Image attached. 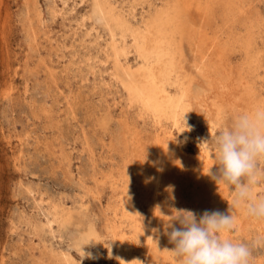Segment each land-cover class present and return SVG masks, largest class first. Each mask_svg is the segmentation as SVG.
Instances as JSON below:
<instances>
[{"label": "bare ground", "instance_id": "6f19581e", "mask_svg": "<svg viewBox=\"0 0 264 264\" xmlns=\"http://www.w3.org/2000/svg\"><path fill=\"white\" fill-rule=\"evenodd\" d=\"M86 1L92 5L91 11L82 15L80 26L85 28L86 21H92L87 35L94 32L98 40L103 36L96 25L103 28L105 62L111 64L112 79L126 94L127 109H138V118L151 120V128L157 133L127 118L120 120L123 164L94 179L98 186L135 195L146 205L148 220H138V212L123 195L121 215H114L113 228L107 222L92 223L85 232L79 231L81 243L97 244L101 230H105L118 249L120 264H143V258L148 264H176L168 251L173 243L165 234L168 216L178 209L192 210L198 220L206 210L229 214L233 194L207 174L212 167L211 172L218 175L208 144L203 143L193 154L184 147L192 128L202 126L207 135L214 136L229 125L231 114L264 103V0H132L127 10L111 0L82 2ZM137 7H142L139 21ZM50 13L62 15L56 7H51ZM29 43L34 47V35ZM57 47L61 48L59 44ZM88 68L89 73H95L94 66ZM46 70L56 85L58 77L51 69ZM85 101L81 92L66 96L67 114L72 120H76L77 111L87 107ZM87 119L93 121L94 128L106 125L99 112H87ZM81 136L85 147L90 148L84 129ZM48 151L54 155L53 149ZM165 188H169L173 206L160 199ZM91 194L99 200L97 193ZM52 209L60 226L76 225L80 230L71 214H60L56 206ZM234 213L238 233L248 234L252 228L264 232V220L246 216L240 208ZM124 220L131 222L138 240L143 239L144 250H138L130 237L120 232ZM35 230H43V224ZM53 260L52 264H75L65 255Z\"/></svg>", "mask_w": 264, "mask_h": 264}, {"label": "rangeland", "instance_id": "374dc122", "mask_svg": "<svg viewBox=\"0 0 264 264\" xmlns=\"http://www.w3.org/2000/svg\"><path fill=\"white\" fill-rule=\"evenodd\" d=\"M82 1L0 0V264H52L60 255L75 264H120L110 234L101 230L97 244H82L80 232L92 223L107 222L113 228L114 215H121L123 195L138 212V220L149 218L146 205L135 195L98 186L94 180L101 172L123 164L120 120L127 118L150 132L157 130L151 128V120L138 118V109H127L126 94L112 79L111 64L105 62L103 28L96 25L103 36L98 40L94 32L87 35L92 21H86L85 28L80 26L92 6ZM111 1L125 10L132 6V0ZM51 7L62 15L53 16ZM141 12L142 7H137L138 21ZM33 35L35 44L30 47ZM129 59L135 67L134 57ZM92 66L94 74L89 73ZM46 68L58 77L56 85L48 79ZM77 92L86 99L87 107L77 111L76 120H72L65 100ZM90 111L102 115L104 128L93 127V121L87 119ZM235 114H231L229 125ZM83 129L90 148L84 145ZM191 130L184 150L193 154L207 141L214 153L218 131L209 136L202 126ZM48 149H53L54 155ZM259 166L264 169V163ZM223 184L232 193L231 186ZM252 187L254 194H264V177ZM160 199L173 206L169 188ZM53 206L60 214H71L80 230L76 225L60 226L54 220ZM124 223L119 225L120 232L129 236L138 250H144V241L134 235L131 222ZM42 224L43 230L36 231L35 227ZM227 238L251 247L250 264H264V232L252 228L243 234L234 228ZM173 247L169 244L170 249ZM142 261L149 262L146 258Z\"/></svg>", "mask_w": 264, "mask_h": 264}, {"label": "clouds", "instance_id": "9594fccd", "mask_svg": "<svg viewBox=\"0 0 264 264\" xmlns=\"http://www.w3.org/2000/svg\"><path fill=\"white\" fill-rule=\"evenodd\" d=\"M213 159L219 166L218 175L211 172L212 167L207 174L232 188L229 214L206 210L198 220L192 210L178 209L175 215L168 216L165 234L174 244L168 251L176 264H250L251 247L226 234L235 227V208L242 209L246 216L264 220V194H254L252 187L264 177V169L259 166L264 163V103L236 113L230 125L218 131Z\"/></svg>", "mask_w": 264, "mask_h": 264}]
</instances>
